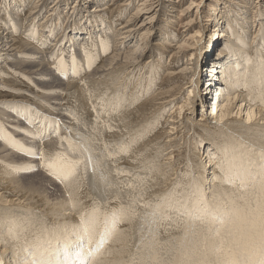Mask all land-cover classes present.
<instances>
[{"label":"bare ground","instance_id":"obj_1","mask_svg":"<svg viewBox=\"0 0 264 264\" xmlns=\"http://www.w3.org/2000/svg\"><path fill=\"white\" fill-rule=\"evenodd\" d=\"M14 1L0 0L5 18L0 24V87L7 91L0 93V264H39L37 249L55 259L57 242L65 237L76 242L73 252L88 255L99 248L88 256V264H164L165 258L168 264H184L194 239L190 230L203 231L207 225L191 214L179 218L177 206L189 213L201 199L212 208L231 206L225 194L244 206L240 181L221 171V165L228 168L226 157L250 171L248 195H259L264 4L257 3L259 13H247L249 1L221 0L227 17L215 11L208 20L212 29L218 27L216 33L199 25L200 31L177 42L158 23L175 12L192 13L200 6L196 0L182 10L181 0H76L65 15L58 7L66 0H57L39 28L36 21L47 0ZM136 2V10L121 22ZM83 4L93 5V11L77 15L74 9L83 10ZM63 18L73 24L59 32L53 21ZM194 23L191 18L185 26ZM200 33L205 41L198 46ZM55 34L52 46L45 48ZM157 39H166L173 50L165 68L166 51L153 43ZM189 51V63L171 65ZM162 72L168 80L162 75L159 82ZM180 81L189 89L184 100ZM214 88L215 99L208 100ZM197 111L201 115L195 122ZM163 129L162 141L158 133ZM81 138L100 142L101 149L107 144L115 154L105 170L112 183L107 200L98 197L84 175L62 183L45 167L59 152L77 158L70 144ZM229 178L235 187L224 182ZM157 206V224L138 241L137 217H151ZM223 231L231 240L227 227ZM195 242L199 249L200 238ZM208 245V258L215 260L214 236Z\"/></svg>","mask_w":264,"mask_h":264},{"label":"snow or ice","instance_id":"obj_2","mask_svg":"<svg viewBox=\"0 0 264 264\" xmlns=\"http://www.w3.org/2000/svg\"><path fill=\"white\" fill-rule=\"evenodd\" d=\"M248 62L251 63V59ZM261 65L262 70L258 77V90L264 96V61L261 62ZM244 87L247 88V85H244ZM81 140L82 142L79 144H70V149L77 158L69 159L67 156L58 153L51 161L45 163V167L50 174L54 175L62 183L78 174L84 175L89 179L98 197L107 200L108 189L112 187V183L105 170L109 167L107 161L113 160L115 154L109 151L110 146L107 144H104L103 149H101L98 141L89 142V140H84V138H81ZM125 151L126 148L119 149V152ZM225 162L228 168L226 169L221 165V171H227L231 177L240 181L241 191L246 194L240 197L244 206H237V199L234 196H228V194H225V196L231 201V206L222 204L212 208L204 199L196 202L195 209L191 213L186 207L182 209L177 206L174 210L179 218L191 214L194 221H200L201 224L207 225L203 231L196 229L195 226L190 230L194 239L186 250L184 264H264V169H262L258 189L259 195H248L250 171L242 163L238 164L227 157ZM120 174L128 173L127 170H121ZM224 182L233 184L235 187L232 178L226 179ZM129 187H132V185L129 184ZM129 208H131V205H129ZM98 210V207L93 209V211ZM171 211H173V208L169 204V212ZM158 216L159 207L157 206L151 217H137L139 227L136 238L138 241H142L146 228L151 231L157 224ZM81 219L83 220L84 217L82 216ZM170 221L171 216L166 215L164 223L169 224ZM181 222H183L182 219ZM212 225L217 226L215 230H213ZM112 227H116L115 221ZM225 227H227L229 234L232 236L231 240L224 234L223 229ZM85 230L87 231L88 229L86 228ZM185 235L187 236V233ZM213 236L218 241V245L214 250L216 259L209 260L208 241ZM197 237L200 238L201 247L199 249L195 242ZM79 239L82 241L84 237L80 236ZM75 243L71 237H65L62 242L58 241L55 259L51 258V253H46L43 249H37L40 253L39 264H88V256L95 255L99 251V248L95 251L90 250L88 255H85L83 251L73 252L72 249ZM102 246L103 241H101L100 247ZM137 248L139 249V243H137ZM46 255L47 259L45 258ZM164 264H168L167 258H165Z\"/></svg>","mask_w":264,"mask_h":264},{"label":"rangeland","instance_id":"obj_3","mask_svg":"<svg viewBox=\"0 0 264 264\" xmlns=\"http://www.w3.org/2000/svg\"><path fill=\"white\" fill-rule=\"evenodd\" d=\"M13 3L15 2L14 0H11ZM109 1L110 0H104L103 1V3H109ZM164 2H165V4L166 3H168L166 0H163ZM232 1V0H231ZM231 1H229V3L227 4V6H229V7H233V5L230 3ZM240 0H236V1H234V2H236V3H240L239 2ZM247 1H249L248 2V4H247V13H250L251 11L252 12H255V11H257V13H259V11H260V9L258 10V8L256 7V5H257V3H260V2H262V4H264V0H247ZM172 2L173 3H177V0H172ZM181 2V4H180V6H181V10H182V8H184L187 4H189L190 2H191V0H181L180 1ZM222 2L223 1H221V0H208V2L206 1V0H196V4L197 5H200V6H198V7H196L195 9H194V11L192 12V13H190V14H181V12H175L168 20H165L164 19V17H162V19H161V23H158V24H160V27H159V29H161L162 27H163V25L165 24V28L167 29V31H169L170 33H171V37L172 38H177V42H182L183 41V39H184V36L186 35V36H188L192 31H200V29H199V25L200 26H205V28L206 29H208L209 31L211 30V32L213 31V32H217L216 31V29H218V27H216V28H213L212 29V27H210L209 26V22H208V20H210L211 19V17H209V15H211L212 13H214L215 11H216V13H220V12H223V17H227V15H226V13H225V11L224 10H221L220 9V7H222ZM56 4L57 3V0H47L46 1V6H45V10H44V12H43V14L39 17V19L36 21V23H37V25H38V28L40 27V24H41V22L42 21H44V19L46 18V16L48 15V11H49V8L53 5V4ZM137 2L134 4V7L132 6V8H130L126 13H125V15L126 16H124L120 21L122 22V21H126V19L128 20V17L131 15V13L132 12H134L135 10H136V7H137ZM76 5V0H66L65 1V4L64 5H61V6H59L58 7V9H59V11L61 12V13H63L64 15H65V12H66V10H67V12H71L72 11V9L74 8V6ZM175 5H179V4H175ZM244 6H246V4H244ZM83 10H81V8L79 9V7H77V8H75L74 9V11H76V14L77 15H79V14H82L83 12H84V9H87V11H93V9H94V6L93 5H86V4H83ZM70 8V9H69ZM89 9V10H88ZM81 12V13H80ZM197 12V13H196ZM251 12V13H252ZM87 13H89L90 14V12H87ZM177 13V14H176ZM3 15H1V13H0V24H1V27H3L2 25H4V21H5V18H4V16L2 17ZM193 16V17H192ZM189 18V19H188ZM191 18H194L195 20H196V23H194V26H190L189 28L187 27V26H185V24L187 23V21H189ZM63 21V22H62ZM70 20H68V21H66V18H63V19H61V20H59V21H57V20H55V21H53V23H54V25H55V27H56V29H57V31H62V29H64L65 27H66V31H67V27L68 28H70L71 29V24H73L72 22H71V24H70ZM3 23V24H2ZM167 23V24H166ZM157 24V25H158ZM64 26V27H63ZM186 28V29H185ZM158 29V30H159ZM185 30V31H184ZM67 33V32H66ZM164 34V33H163ZM162 34V35H163ZM57 34H55V35H53L52 36V39L51 40H49V41H47V44L45 45V48H48V47H50V46H52L51 44H53V42L56 40V38L55 37H57L56 36ZM156 35H158V33H156ZM170 35V34H169ZM184 35V36H183ZM74 36V35H73ZM165 37V36H164ZM179 37V38H178ZM181 38V39H180ZM183 38V39H182ZM55 39V40H54ZM164 41L162 42V40H155V41H153V43H156V45L157 46H161L162 45V47L164 48V50L166 51V54H165V56L163 57L164 59H163V61H161V64H162V66L165 68V67H167V65L169 64V57H170V53H172L173 52V50H172V48H170V47H167L166 46V39H163ZM195 41H197V45L199 46V45H202L203 43H204V35H203V33H200L199 35H198V38L195 40ZM166 42V43H165ZM160 44V45H158V44ZM227 43V40H226V38H223V41H222V43L221 44H223L224 46H225V44ZM165 45V46H164ZM204 45V44H203ZM223 46V47H224ZM167 47V48H166ZM49 49V48H48ZM56 50H58V48H55V51ZM163 50V51H164ZM220 50V48L218 49V52H220L219 51ZM190 52H192V51H189V52H186V54L185 55H183L182 57H180V56H176L175 58H173V60H172V62H171V65L174 63V65H176V67H179L181 64L183 65V63L185 62V63H189V58H190ZM202 53V52H201ZM195 57V56H194ZM188 59V60H187ZM179 60H181V62L180 63H178V61ZM187 60V61H186ZM194 58L192 59V62H194ZM198 60V59H197ZM175 61V62H174ZM199 61V60H198ZM145 63V60H144V62H143V64ZM192 66V65H191ZM205 71V69H204V67L202 66V72H204ZM163 74H165V72L163 73H161V75H159V77H158V79H159V82H161V80H162V75ZM164 76V75H163ZM165 77V81H167L168 80V78H167V76H164ZM163 83H165V82H163ZM178 84V83H177ZM179 84H180V86H186L185 85V83L184 82H179ZM8 90V89H7ZM189 89L187 88V87H184V89H183V91H182V93L181 94H183V95H181V99L180 100H184V98H186L187 97V95L189 94V91H188ZM214 91H216V89L214 88V89H212L211 90V93L208 95V97H209V99L208 100H211L212 99V97L215 99V97L214 96H212V95H214L215 93H214ZM7 91L5 90V89H3V88H1L0 87V93L1 94H4V93H6ZM187 92V93H186ZM185 94V95H184ZM5 95V94H4ZM201 96H203V95H201ZM212 96V97H211ZM211 98V99H210ZM179 101L177 100L176 102L174 101V102H171L168 106H167V108L165 109V111H163V116H165V117H167L166 115H168V114H170V112L172 111H170L169 109H171L176 103H178ZM211 105L209 104V107H210ZM199 108H200V104H199ZM199 112H200V109H199ZM198 111H197V114H195L194 115V117H192V121H197L199 118H200V113H199ZM207 114H209V112H206ZM164 117V118H165ZM163 131H165L164 129L160 132V133H158V136H161V138H162V141H163V139L165 138V134H164V132ZM192 134V132L190 133V135ZM189 135V136H190ZM161 141V140H160ZM193 146V145H192ZM194 147V146H193ZM59 153H61V152H59ZM53 177H55L54 175H53ZM209 255H212V253H210L209 252Z\"/></svg>","mask_w":264,"mask_h":264}]
</instances>
